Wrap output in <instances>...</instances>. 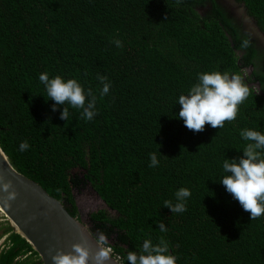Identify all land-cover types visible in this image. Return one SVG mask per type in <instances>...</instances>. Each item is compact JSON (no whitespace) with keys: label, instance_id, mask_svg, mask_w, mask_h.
I'll return each mask as SVG.
<instances>
[{"label":"trees","instance_id":"trees-1","mask_svg":"<svg viewBox=\"0 0 264 264\" xmlns=\"http://www.w3.org/2000/svg\"><path fill=\"white\" fill-rule=\"evenodd\" d=\"M204 1L0 0V145L79 220L76 194L96 193L107 209L90 214V231L106 234L122 264L145 239L161 237L177 264H264V216L252 220L219 183L223 161L243 155L240 131L264 132V67L256 61L264 52L249 40L242 47L240 29L217 3L213 16L200 12ZM239 1L264 30V0ZM212 71L247 77L251 94L235 121L197 133L177 119V100L198 73ZM45 72L91 88L95 118L69 106L68 122L60 119L64 106L52 111L39 80ZM99 76L112 85L105 97ZM24 141L30 148L21 152ZM180 188L191 197L186 212L173 214L164 202L176 203ZM2 240L0 264H43L8 221H0Z\"/></svg>","mask_w":264,"mask_h":264},{"label":"clouds","instance_id":"clouds-1","mask_svg":"<svg viewBox=\"0 0 264 264\" xmlns=\"http://www.w3.org/2000/svg\"><path fill=\"white\" fill-rule=\"evenodd\" d=\"M117 47H123L120 40L114 41ZM249 41L245 39L242 47L247 48ZM102 88L100 97L109 94L111 83L108 77H98ZM40 82L44 85L50 101L55 103L52 111L59 110L63 105L60 119L68 122L71 109L81 110V118L92 121L97 115V96L91 88H85L77 79H65L62 76L49 77L47 72L41 73ZM251 94V87L239 73L229 71H212L197 74L194 83L187 94H181L177 103L180 106L179 120L184 126L194 132H202L205 125L212 128L223 129L225 122L235 121L240 111V106ZM49 100V99H47ZM242 140L247 141L243 148V155L239 159H225L222 164L223 177L220 184L237 200L245 212L250 213V218L255 220L264 216V132L244 128L240 131ZM30 148L27 141L20 143L19 151L24 152ZM149 167H158L159 160L156 153H150ZM2 190L7 193L5 204L15 200L17 193L12 190L13 184L4 182L0 176ZM176 203L165 201L164 206L173 214L187 211L186 201L191 197V191L180 188L175 193ZM159 231L167 232L164 223L158 224ZM96 240L99 251L93 258L90 251L81 244L73 245L72 253L59 252L51 257L52 264H89L94 259V264H105L110 259L111 247L108 246L104 232H98ZM179 257L170 251L169 242L161 237L157 242L145 239L142 246L136 251H128L127 264H177Z\"/></svg>","mask_w":264,"mask_h":264},{"label":"water","instance_id":"water-1","mask_svg":"<svg viewBox=\"0 0 264 264\" xmlns=\"http://www.w3.org/2000/svg\"><path fill=\"white\" fill-rule=\"evenodd\" d=\"M0 176L11 182L17 193L15 200L5 204L7 193L0 185V212L39 255L43 264H52L59 252L72 253L73 245L86 247L94 258L99 251L96 237L89 227L72 216L63 203L51 196L39 183L13 167L0 145ZM89 264H94L91 259ZM105 264H122L110 252Z\"/></svg>","mask_w":264,"mask_h":264},{"label":"flooded vegetation","instance_id":"flooded-vegetation-1","mask_svg":"<svg viewBox=\"0 0 264 264\" xmlns=\"http://www.w3.org/2000/svg\"><path fill=\"white\" fill-rule=\"evenodd\" d=\"M214 2L224 9L227 18L232 23H234V25L238 29H240V34L242 33L243 40L247 39L251 41L254 44L255 48L258 50L259 55L260 53L264 52V30L261 27V25L258 23L255 16L248 9L246 2L239 0H205L204 4L206 6L199 7V11L213 16L214 15L213 11H215ZM228 31H229L228 36L232 38V35L234 34L233 31H231L230 29ZM239 55L242 58L245 55V52L241 51L239 52ZM256 61L258 62V64L262 65V68L264 67V59L262 61L261 55L258 57V59H256ZM260 68L261 67L259 66V69ZM246 70L249 76H251L254 73L253 67H250ZM244 77H246V75H244ZM249 85L252 86L251 83H249ZM255 85L257 88L259 87V84H255ZM87 226L90 229L91 227L90 219H88Z\"/></svg>","mask_w":264,"mask_h":264},{"label":"rangeland","instance_id":"rangeland-1","mask_svg":"<svg viewBox=\"0 0 264 264\" xmlns=\"http://www.w3.org/2000/svg\"><path fill=\"white\" fill-rule=\"evenodd\" d=\"M76 200L80 212V220H82V222L86 225L88 224V219L91 213L107 209L104 202L96 195V193L90 190H86L82 193H77ZM0 221H7V218L1 212ZM2 242L3 240L0 242V244Z\"/></svg>","mask_w":264,"mask_h":264},{"label":"built area","instance_id":"built-area-1","mask_svg":"<svg viewBox=\"0 0 264 264\" xmlns=\"http://www.w3.org/2000/svg\"><path fill=\"white\" fill-rule=\"evenodd\" d=\"M111 253H112V251H111Z\"/></svg>","mask_w":264,"mask_h":264}]
</instances>
